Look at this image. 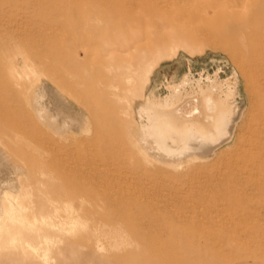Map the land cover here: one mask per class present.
<instances>
[{
	"label": "rangeland",
	"instance_id": "rangeland-1",
	"mask_svg": "<svg viewBox=\"0 0 264 264\" xmlns=\"http://www.w3.org/2000/svg\"><path fill=\"white\" fill-rule=\"evenodd\" d=\"M121 7H159L161 12L146 15L124 9L121 13ZM53 37L62 40L57 43L61 53L77 55L74 67L80 73L92 60L105 65L130 59L138 63L129 85L132 91L119 90L133 105L144 93L160 100L174 89L183 91L216 80V94L232 85L230 99L236 115L230 138L215 143L206 154L196 153L197 159L180 169L145 164L137 152L127 163L116 158L103 142L90 147L103 169L110 168L109 162L115 164L125 176L134 178L129 190L143 195L133 199L125 195L111 208L105 200L91 197L94 190L89 187L90 196L80 212L86 227L78 232L70 231L65 213L52 211L48 196L55 187L41 179L40 171H29L31 164L38 166V160L10 145L29 169L21 170L0 147V196L21 189L13 197L24 209L11 215L3 202L6 214L0 216V264H264V165L255 181L226 169L236 154L237 137L248 130L264 102L254 79L249 80L241 69L249 68L247 60L239 57L264 40V0H0L1 68L4 61L8 64L15 59L16 71L24 70L19 56L22 45ZM132 39L134 49L129 56L111 53L112 45ZM111 54L116 60L109 57ZM146 75L149 79L143 87L140 82ZM88 77L89 84L79 87L81 94L106 113L113 101L99 97L95 71ZM47 78L43 75L45 80L40 79L36 86L44 91L40 104L48 116L55 117L52 84ZM76 103L72 99L68 103L75 113L80 112ZM116 116L123 119L125 131L127 124H137L138 117L135 119L131 109L128 116ZM57 120L59 125L62 118ZM36 124L48 134L46 141L55 137L47 123ZM65 134L72 136L65 145L73 148V154L77 150L83 153L85 133L69 128ZM125 138L129 140L127 135ZM72 205L76 208L79 204ZM24 226L28 229L23 230Z\"/></svg>",
	"mask_w": 264,
	"mask_h": 264
},
{
	"label": "bare ground",
	"instance_id": "bare-ground-1",
	"mask_svg": "<svg viewBox=\"0 0 264 264\" xmlns=\"http://www.w3.org/2000/svg\"><path fill=\"white\" fill-rule=\"evenodd\" d=\"M212 7L214 8V6ZM124 9L131 12L138 10L139 13L146 15L152 12H161L159 7H137V9L134 7H121V13ZM215 10L217 11L218 8H215ZM135 29L140 30L138 27ZM76 32L72 28L71 34L74 37H76ZM132 41L133 39L127 43L125 42V44L115 43L111 47L113 48L111 53L129 56L130 51L134 49ZM61 42L62 40L55 39V37L50 41L38 38L34 41L25 42L19 54L22 57V65L24 66V70L20 72L15 69V59L11 60V63L7 64L4 61L1 64L3 68L0 66V147L7 151L21 170L29 169L26 163L21 160L22 158H18V153L15 154L16 152L10 150V145L19 146L24 152L31 153L38 160V166H32L31 164V170L29 171H40L41 179H46L52 187H55L50 195H47L48 201L52 205L53 212L65 213L64 216L66 215L70 231H83L86 227L80 212H83L86 198L90 196V193H88L89 187L94 190L91 197L105 200L111 205V208L113 202L122 200L125 195L130 196V198L132 196L138 198L136 196L138 194L143 195L140 191L137 194L135 191L129 190L134 178L132 179L128 174L125 176L115 164L109 162V169L102 168L101 161L94 158V151L91 149V153L90 150V147L95 146V144L103 142L112 151L113 155H117L116 158H120L127 163L131 162V155L137 152L136 154L145 164L154 163V165L158 164L161 167L180 169L182 165L195 161L197 159L196 153L206 154L215 143L230 138V125L234 121L233 115H236L234 114L236 107L230 99L234 94L231 84V87L228 84L227 89H221L218 94H216L218 87L216 80H213L211 85L196 84V86L194 85L183 91L174 89L170 95L160 100H153L144 93V95H141V101L133 105L129 102L127 96L125 97L119 93V90L122 88L124 92L130 93L132 91L129 85L133 80L135 66L138 63L136 64L135 61L130 59L121 61L117 65L113 61L105 65L101 60L96 62L92 60V63L88 66L89 68H83L80 73L74 67L77 65V55L63 54L64 51L63 53L60 51L61 47L60 50L57 49L58 44ZM49 43L54 46L53 49L50 48ZM87 50L86 46L85 51ZM113 54L109 57L116 60V56ZM239 57L247 60L249 68L245 70L244 64L240 60V65L243 67L241 69L246 73L249 80L254 79L257 91L263 96L264 40L254 43V48H251L245 54L241 52ZM91 71H95L97 74L95 88L99 93V97L101 98L104 95L113 101L106 112L107 114L105 111L100 110L91 99L81 94L79 87L89 84L90 79L88 76ZM150 72L148 71V73ZM43 75L44 78L45 76L48 77L49 82L52 84L50 90H52L55 103V109H52L56 111V116L55 113L53 115L55 117L48 116L42 106L43 103L40 104V98L43 96L44 91L41 86L37 87L36 84L38 81L40 83ZM41 76L42 78H40ZM148 79L149 76L146 75L141 80L140 83L143 87ZM70 99L79 104L80 112L76 111L75 113L71 110V107L68 106ZM258 107L255 120L245 133L237 137L236 154L230 160L228 159L226 165V169H229L230 173L245 175L246 177H243L253 179V181L258 179L264 165V102ZM30 108H33L34 112ZM130 109L133 113H136L137 116L134 117L135 119L138 117V120L136 125L127 124L125 131L124 127L122 128L123 119L116 116V113L128 116ZM59 116L62 121L58 125L57 117L59 118ZM36 121L47 123L53 131L52 135H55V137L50 136L48 137L49 141H46L48 134L46 135V132L36 124ZM27 123H29V126H27ZM69 128H76L81 130L83 134L85 133L86 136L84 140L82 139L83 153L77 150L74 155L73 148L71 149L70 146L65 145V142H69L70 137H72L65 134ZM125 135L129 137L128 141ZM103 181L106 182L105 186ZM222 183L221 185H223ZM19 190L21 189L17 188L16 193H13V191L2 193V196H0V216L6 214L3 202H7V208L11 215L14 212L21 213L24 210L17 205L13 197L19 193ZM223 193L225 194V192ZM73 202H78V207H73ZM97 209L99 208L97 207ZM21 220L23 219L21 218ZM26 227L28 229V226ZM26 227L24 226L22 229L26 230ZM2 232L3 229L0 225V240H2Z\"/></svg>",
	"mask_w": 264,
	"mask_h": 264
}]
</instances>
